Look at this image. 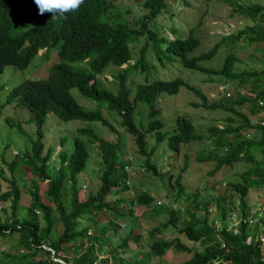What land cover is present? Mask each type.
I'll return each instance as SVG.
<instances>
[{"label": "trees", "instance_id": "16d2710c", "mask_svg": "<svg viewBox=\"0 0 264 264\" xmlns=\"http://www.w3.org/2000/svg\"><path fill=\"white\" fill-rule=\"evenodd\" d=\"M225 1L231 6L230 16L238 13L239 23L230 33L221 35L208 53L183 59V65L193 69L202 68L196 63L197 59L212 55L220 46L236 47L244 39L254 42L259 47L258 57L261 60L257 71L237 72L238 67L234 66L236 58L232 52L226 54L219 64L221 66L205 69L224 75L225 78L233 75L255 77L250 84L252 92L222 96L219 100L224 109L233 111L237 109L236 103L249 101V111L255 114L260 110L264 111V1ZM166 2L167 0H84L77 11L52 17L51 13L39 15L34 0H0V71L6 65L26 67L43 47L45 50L39 54L42 61L52 51L59 55V61L47 67L46 75L25 78L13 86L6 97V102L17 99L27 107L32 112L36 126L35 136H29L30 147L15 152L13 158L7 161L11 177L0 174L7 183L5 189L0 185V199H11L12 207L10 214L4 217L0 215V234L20 232L14 246L24 247L23 252L20 248L15 252L3 250L4 255L9 256L10 264H91L96 251L112 246L109 234L118 230L124 217L130 216L134 218V222L138 220L133 214V204L147 205L155 213L166 212L168 218L147 230L151 241H145L148 244L147 253L139 249L138 252H142L139 259L136 256L126 259L122 250L110 247L115 264H144L150 256H155V262H159V257L170 246L179 251L184 250L186 245L176 237L167 239L154 236L155 231L160 233L170 224L201 245L200 249L194 248L190 259L177 264H264V251L261 249L264 239L258 233H264V195L263 213L258 218L263 223L261 229L258 221H251L253 207L246 197L252 184L264 190V119L263 122L256 117L251 120L242 112L238 113L242 116L241 122L226 121L222 127L208 125L203 133L196 130L194 121L185 114H176L173 122H167L160 116L163 109L156 107L159 106L156 105L157 100L161 96H167L162 95V92L176 93L181 86L186 85L195 94L202 93L194 85L185 83L180 76H159L160 68L157 65L161 64L162 58H172L164 54L160 45L163 35L158 36L157 29L154 28V21L162 13ZM245 11L259 19L247 24L242 16ZM197 41L198 37L191 30L185 39V51L192 50ZM166 50L172 54H180L176 40L167 41ZM110 66L117 69L108 78L105 73ZM150 66H153L151 70ZM136 69L143 71L129 76ZM128 81L131 85H128ZM106 82L111 86L106 85ZM71 87H76L90 105L79 102L72 94ZM202 97L204 103L205 95L202 94ZM139 104L147 112L144 116L135 117L134 111ZM50 111L62 120L79 118L97 121L102 126L119 132V137L111 140L91 127L80 126L70 138L67 135L58 136L59 148L50 143L45 147L42 125ZM103 111L111 117L120 113L122 118L119 121L113 118L109 120ZM117 123L136 145L133 151L140 156L141 161L136 155L132 158L139 161L137 168H144L152 175L167 176L166 187L177 189L173 193V200L178 205L167 203L162 207L163 203H154L156 197L148 187L129 181L128 167L131 162L120 155L121 139L125 138L124 135L121 136ZM205 138L209 141L196 151L195 161L197 164L212 163L213 167L206 170L207 175L215 174L221 168H231L238 161L251 162L247 173H233L235 178L225 180L223 187L216 192L211 191L212 187H205L209 193H205L207 198L201 195L197 186L190 193L185 191L180 182L182 171L189 167L190 162L183 145ZM88 142H97L101 156V182L95 193L89 192L85 199L79 200V174L85 168L90 154ZM160 142L167 145L172 167L179 157L182 161L176 175L169 169L165 174L159 171L153 157ZM53 153L55 158L51 159ZM55 160L57 165L52 163ZM22 165L27 166L38 178L23 176L24 180L27 178L31 182L30 187L26 188L30 200L26 206V214L19 218L16 210L20 207L16 203L22 193L13 171ZM225 174L226 177L231 175L230 172ZM44 180L47 181L43 183ZM42 183L46 184V188L41 191ZM129 187L135 189L132 197L119 195ZM171 190H167V196ZM111 193L112 197H109ZM184 199L188 204L186 207L181 204ZM122 202L127 204L128 211L120 208ZM210 206L215 209V218L220 224L218 230L209 217ZM200 208L203 212L198 214L197 209ZM36 209L42 212L43 224ZM5 210L4 207L0 209ZM103 212L109 214V217L105 221H97L95 216ZM233 212L238 217L236 231L229 226ZM84 214L89 215L92 223L81 224L80 219ZM133 221L128 225L131 229L134 228ZM59 222L63 224L61 232L51 236ZM124 224H127L126 220ZM91 226H95L97 232H91ZM130 236L122 237L119 246L127 245ZM248 236L250 240H247ZM220 257L226 263L214 261ZM0 264L9 263L0 258ZM98 264H106V259Z\"/></svg>", "mask_w": 264, "mask_h": 264}, {"label": "rangeland", "instance_id": "374dc122", "mask_svg": "<svg viewBox=\"0 0 264 264\" xmlns=\"http://www.w3.org/2000/svg\"><path fill=\"white\" fill-rule=\"evenodd\" d=\"M187 1L189 4H184L183 0H169L164 9L165 12L159 14L155 19L156 21H154V28L160 33H163L166 29L173 27L181 29L182 31L180 32L185 35L188 28L190 26L193 27L194 34L199 35V41L195 48L187 53V56L192 54L198 55L207 51L215 44L216 40L219 39L221 34L231 32L236 24L239 23V19L237 18L238 13L230 16L232 9L230 4L225 0ZM178 4L181 5L179 9H177ZM242 16L243 21H245L247 24H252L254 21L259 19L258 16H254L248 11H245ZM239 43L240 45L236 47L231 45L226 47L220 46L211 57L197 59V63L202 67L221 66L219 64L225 58L226 54L228 52H232L236 58L234 61V66L238 67L236 70L237 72H252L260 69L261 60L258 57L259 47H256L254 42H249L248 39H244ZM42 51L43 49H40L38 53H41ZM56 59L57 53L56 51H52L49 57L42 62H40L41 59L39 55H36L24 68H18L14 65H6L4 69L0 71V174L2 173V176L4 177H11V172L9 166L7 165V161H10L13 158L15 152L23 151L25 148L30 147L31 142L29 140V136H35L36 129L35 122L32 118V112L24 105L19 104L16 100L6 102V97L9 94L11 88L25 78H38L40 75H46L47 66L51 65ZM133 59L131 61H133ZM163 60L166 63L164 66L157 65V67L160 68V77L171 78L173 76L179 75L184 79L185 83L194 85L202 92V94L205 95V101L203 103L202 94L199 92L198 95L195 94L194 90L188 88L186 85L181 86L176 93L162 92V95L166 94L167 96H161L156 103V105L158 104L159 106L156 107L163 109L162 113H160V116L165 118L167 122H173L176 114H185L186 116L191 117V119L194 121L193 123L195 124L196 130L198 132L203 131V133H205V129L208 125L215 124L220 127L221 125L225 124L224 122L227 121V118L230 117L231 119L236 116V113H234L233 110H226L223 108V105L219 103V100L222 99V93L219 90L223 89V85L229 87L231 95H237V93L241 92H252L250 84L255 80V77L247 78L246 76L239 77L237 75H233L231 78H225V76L221 74H211L204 68L189 69L182 66L179 57L177 56H173L172 60L164 57ZM156 62L157 60L155 63ZM253 67L258 68L253 69ZM152 68L153 66H150V70ZM116 69L117 68L114 66L108 67L106 71L108 78H110V74ZM142 71L143 70L141 69H136L132 71L129 76L140 74ZM106 85L111 86V84L107 82ZM128 85H131L130 81H128ZM70 90L72 94L76 96L79 102L88 103L90 105V102L85 99L84 95L81 94L76 87H71ZM212 102L219 104L212 105ZM249 105V101H245L244 103H236V111L247 113L249 111ZM146 112L147 111H144V106L139 104L136 108V111H134V115L135 117L144 116ZM103 113L106 117H109V120H112L113 118L115 121H119L122 118L120 113L116 114V116L113 115L112 117L106 113V111H103ZM252 116L261 121L264 119V111L260 110V112H257ZM10 123L12 125H10ZM80 126L91 127L98 134L104 135L111 140L117 139L119 137V132L112 131L110 128L102 126L97 121L80 120L79 118L62 120L56 113L50 111L48 112L42 125V130H44L43 141L45 143V147L48 143H50L55 144L56 148H59V146H57L58 136L67 135V137L70 138L75 135L76 128ZM117 127L121 133V136L124 135L125 138L124 140L121 139L122 146L120 155L123 157V159H128L131 162L130 166L128 167L129 181L143 185L144 187H148L150 193L156 197L154 203H160L158 205L163 203L162 207L167 203H172L174 206L178 205V202L173 200V193L177 189L171 190V188L166 187L168 184L166 179L167 176L161 177L160 174L152 175L144 168H137V163L139 161L135 160L134 157L132 158L133 155H136L140 159V156L133 151V148L136 147V145L133 143L131 138L123 132L118 123ZM84 136L86 135L84 134ZM149 141L151 142V140ZM208 141L209 140L205 138L201 141L195 140L190 144L183 145V150L187 151L189 154L190 162L189 167L182 171V177L180 179V182L185 187V191L191 193L195 189V186H197L196 188L205 198H207V194H209L207 193V189L205 190V187H212L211 191L214 193L218 188L223 187L225 180L235 178L233 173H239L240 171L247 173L249 167L251 166V162L248 160L238 161L234 163L231 168H221L215 174L207 175L206 170L213 167L212 163L202 162L201 164H197L195 161V153L197 150L205 146ZM96 143L97 142L87 143L90 154L85 168L79 174V200L85 199L89 192L95 193L100 186L101 156ZM167 150L168 148L165 142L158 143L155 149V156L153 158L157 162L159 171L161 173H168L169 169L173 175H176L179 167L182 164V161L179 157L172 167L171 163L169 162ZM53 154L51 159L55 158V154ZM52 163L57 165V160L53 161ZM227 172H230L231 175L226 177L225 173ZM13 173L18 178V184H20V190L22 193L16 203L17 207H20L19 210H16V212L19 214V218H21L26 214V206L30 200V195L27 193L26 188L30 187L31 184L30 179L28 180L26 178L25 181L23 176H27L28 178L35 177L36 179L38 176L31 173L29 168H27L25 165L20 166L19 169H14ZM46 181L47 180H44L43 183ZM172 181L174 182V178ZM43 183L41 185V191L46 188V184L44 185ZM6 184V181L0 177V185L2 189H5ZM23 184H26V186H23ZM167 190H171L168 191L170 194L169 196L166 194ZM134 191V187H129L128 189L120 192L119 195L122 197H132ZM184 194L186 195L187 192ZM263 195L264 190L258 187L256 184H252L249 188L248 196L246 197L253 208L255 207L256 209L260 210L262 209ZM108 196L112 197V193ZM203 197L201 199H204ZM43 199L46 201L44 197ZM181 204L182 207H186L188 205L186 199L182 200ZM210 205H212V203ZM2 207L6 209L5 211H0V215L2 217H4L6 214H10L12 209L11 199H0V209ZM132 207L133 214L138 217V220L134 222V218H131L130 216L124 217L123 219L126 220L127 224H124L123 220L118 230L115 233L109 234L112 242V246H109V248L111 247L113 250H122L126 259H132L135 256L137 259H139V257L142 256V252L147 253L148 251V244L145 243V241L149 240L151 236L147 234V230L158 222L167 220L168 213L163 211L155 213L153 210H149L147 205L144 204H133ZM120 208L123 211H128V206L124 202L121 203ZM35 212L38 215L40 222L43 224L44 220L41 210L36 209ZM202 212V208L197 209L198 214H201ZM234 215L235 212H233V218H231L232 223H236V218ZM108 217L109 214L103 212L96 215L95 219L97 221H105ZM209 217L211 219L213 217L212 214L210 215L209 213ZM259 217H261V215ZM258 218H254V221H258L257 223L261 229L263 228V223ZM131 219L134 222L132 225L134 228L132 229L128 226L132 223ZM119 221L122 220L120 219ZM80 222L82 225L92 223V221L89 220L88 214H84L81 217ZM62 228L63 224L59 222L58 227L54 230V232H52L51 236L59 234ZM233 229L236 230L235 228ZM90 230L91 232H97L95 226H91ZM258 233L259 235H264L263 232ZM19 235L20 232H13L6 235L0 234V258L5 259V262H8L9 264L11 263L9 256H5L3 250L15 252L20 248V251L23 252V246H18V248H16L17 246H14ZM127 235H131L134 238L130 236L128 238L127 245L119 246L122 237ZM136 235H138L137 239L135 238ZM154 236L167 239L176 237L186 245V248L182 251H177L174 249V247H169L165 254L159 257V262H155V256H150V258H147L146 260L147 263L144 262V264H177L190 259L194 254V248H201V245L198 242L193 241L188 237V235H186L184 232H180L177 227L171 224L162 229L160 233L155 231ZM109 248L106 249L102 247V252L112 253L113 250L111 252ZM139 249L142 250V252H138ZM261 249L264 251V243H261ZM115 256L117 257V255ZM111 257H113V253L111 254ZM36 258H38V255ZM108 260L110 259L108 258Z\"/></svg>", "mask_w": 264, "mask_h": 264}, {"label": "clouds", "instance_id": "9594fccd", "mask_svg": "<svg viewBox=\"0 0 264 264\" xmlns=\"http://www.w3.org/2000/svg\"><path fill=\"white\" fill-rule=\"evenodd\" d=\"M245 1H247V0H245ZM169 1L167 0V2H166V5H167V3H168ZM34 3L36 4V6H37V8H38V14L39 15H41V16H43L45 13H51L52 14V17H55V16H57L58 14L60 15V16H63L65 13H68V12H74V11H77L78 9H79V7L84 3V0H34ZM183 3L184 4H189V2L187 1V0H183ZM165 5V6H166ZM165 6H164V8L162 9V12H165L164 11V9H165ZM181 7V5L180 4H178L177 5V9H179ZM166 14V13H165ZM189 25V24H188ZM187 25V26H188ZM187 28V27H186ZM183 30H185V29H183ZM191 30L193 31V34H194V29H193V27L192 26H190L189 28H188V30H187V33L185 34V35H183L180 31H182L181 29H179V28H168V29H166L163 33H160V32H158L157 31V34H158V36L159 35H163V37H162V39L163 40H161V43H160V45H161V47L163 48V52H164V54L165 55H167V56H171L172 58H173V56H177V57H179V60H180V63L182 64V66H184L183 65V63H184V60L183 59H188V58H191V57H194V56H199V55H201V54H203V53H208L209 51H210V49L214 46H212L210 49H208L207 51H205V52H202V53H200V54H198V55H190V56H187V53L189 52V51H192L194 48H195V46L198 44V41H199V35H196V34H194L196 37H198V41H197V43L195 44V46H194V48L192 49V50H186L185 51V49H186V47H187V44H186V42H185V39L190 35V33H191ZM228 33H230V32H228ZM227 34V33H226ZM221 35H225V34H221ZM220 35V36H221ZM169 40H176V43H177V45H178V49H179V51H180V54H172V53H170L169 51H167L166 50V42L167 41H169ZM218 40V39H217ZM217 40H216V42H217ZM215 42V43H216ZM40 49H43V51L45 50V48L43 47V48H40ZM39 49V50H40ZM218 49V48H217ZM38 50V51H39ZM42 51V52H43ZM41 52V53H42ZM216 52V51H215ZM214 52V53H215ZM41 53H38V55L39 54H41ZM213 53V54H214ZM212 54V55H213ZM37 55V56H38ZM212 55H209V56H204V57H211ZM204 57H201V58H204ZM164 58V57H163ZM163 58H162V62H161V64H159V65H162V66H164L166 63L164 62V60H163ZM172 58L170 59V60H172ZM198 59H200V58H198ZM55 61H59V55H58V53H57V60H55ZM54 61V62H55ZM40 62H42V60L40 61ZM54 62L51 64V66L54 64ZM197 63V62H196ZM198 64V63H197ZM199 65V64H198ZM49 66V65H48ZM47 66V67H48ZM200 67H202L201 65H199ZM184 67H186V66H184ZM214 67H216V66H211V67H202V68H206V69H214ZM188 68V67H187ZM189 69H191V68H189ZM208 71V70H207ZM208 72H210L211 74H214V75H217L216 73H214V72H211V71H208ZM48 73V70L46 69V74ZM105 76H107L106 75V73H105ZM177 76H179V75H177ZM108 77V76H107ZM174 77V76H173ZM181 77V76H180ZM110 78H111V74H110ZM23 81V80H22ZM20 83V82H19ZM17 85V84H16ZM223 87V89H221V90H219L221 93H222V96H230L231 95V91L229 90V87L228 86H222ZM202 94V93H201ZM14 100H16L17 102H18V100L17 99H13L12 101H14ZM9 102H11V101H9ZM19 103V102H18ZM19 104H21V103H19ZM249 108H250V105H249ZM237 110V109H236ZM234 113H236V116L235 117H233V118H231L230 119V117L229 118H227V121H232V122H241L242 121V116L240 115V114H238V113H242V111H233ZM260 112V111H259ZM243 113H246V112H243ZM257 113V112H256ZM255 113V114H256ZM48 114V113H47ZM248 116H249V118L251 119V120H253L254 118H253V116L252 115H254V114H252V113H250V111H248L247 113H246ZM235 118V119H234ZM241 120V121H240ZM261 122H263V120H261ZM224 123H226V121L224 122ZM225 125V124H224ZM224 125H221L220 127H222V126H224ZM236 163V162H235ZM209 212H210V215L212 214V218H211V220H212V222H213V224H216L217 225V227H216V229L218 230L219 229V226H220V224H218V222H217V220H216V218H215V209H214V207H212V206H210L209 208ZM253 211H252V216L250 217L251 218V221H254V218H258L260 215H261V213H262V209H256L255 207L252 209ZM256 213V214H255ZM233 215H231V217H230V220H231V218H233L232 217ZM234 217L236 218V223H232V221L230 222V225L229 226H232V228H235L236 230H237V228H236V224L238 223V217L236 216V215H234ZM236 230H234V231H236ZM261 239H264V236L263 235H261ZM247 240H250V236H248L247 237ZM170 247H173V246H170ZM169 248V247H168ZM176 250V249H175ZM177 251H179V250H177ZM111 254L112 253H110V252H108V253H104V252H102V250L100 251V252H98V251H96V255H95V258H94V260L92 261V263L91 264H98L102 259H106V264H115L114 263V261H113V257H111ZM108 258L110 259V260H108ZM55 259H57V260H59V261H62L61 259H59V258H55ZM214 261L215 262H218V261H222V262H225L226 263V261H224L223 260V258H217V259H214Z\"/></svg>", "mask_w": 264, "mask_h": 264}]
</instances>
